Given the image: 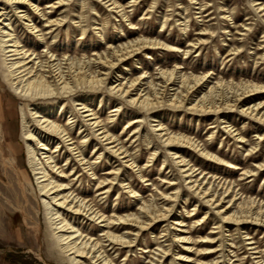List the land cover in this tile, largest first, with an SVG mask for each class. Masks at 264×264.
<instances>
[{"label":"rangeland","instance_id":"obj_1","mask_svg":"<svg viewBox=\"0 0 264 264\" xmlns=\"http://www.w3.org/2000/svg\"><path fill=\"white\" fill-rule=\"evenodd\" d=\"M32 1L44 9L51 3L57 4L59 0ZM116 1L126 10L130 20L128 18L122 20L119 14L109 11L100 0H65V4L56 7L52 16L66 15L68 21L60 29L54 30L52 35L57 33L54 40L52 36L47 37L48 43L52 42L55 46L54 52L65 51L71 56L94 58L96 54H110L115 46L141 37L157 39L175 46L176 52L168 51L165 47L153 48L149 50L151 57H146V53H138L137 56L128 58L123 62L124 64L108 71V81L110 79L127 81L129 77H136L146 72L144 80L136 85V90L131 95L143 90V93L152 96L149 77L151 76L154 82H158L160 69L170 71L178 67H180L178 71L186 75H206V80L190 93L192 99L207 93L216 82L225 85L231 81L264 84V11L259 12L256 9L258 5L253 6L254 2L264 3V0H194L195 3L191 0H137L135 4L131 2L132 0ZM0 4H4V0H0ZM148 9L150 12H147ZM45 10L49 9L45 8ZM165 17L166 23H164ZM80 20L82 28L85 29L82 38L81 28L76 25ZM37 21L40 24V19ZM103 22L106 23L107 33L102 39L95 28ZM129 22L132 24L130 25ZM13 25L22 45L26 48L36 47L40 52L44 49L43 43L37 41L19 21ZM203 40L205 41L203 44H197L198 48L186 53L190 44ZM235 46H241L242 52L233 54L234 51L231 49ZM90 69L106 71L97 64L91 65ZM116 75L121 77L115 78ZM0 82L3 83L0 84V264H68L56 260L52 255L51 230L45 219L44 206L31 167L26 162L25 143L20 136V105H24L27 115L30 114V110H37L39 105L14 97L12 89L5 83L1 73ZM178 86L179 82H176L172 88ZM173 92L175 90L168 91L164 99H168ZM228 96L230 97L231 93ZM90 97L92 107L98 112L103 123L108 125L111 134L117 139V144L123 145L136 157L137 167L142 168L141 174L146 179V181L140 179L137 171L124 166V162H120L118 157L103 154V159L99 163L100 173L109 175L105 172L111 170L117 173L115 175L118 181H114L107 195L99 196L93 202L99 204L98 209L106 215L134 213L146 221L145 213H138L143 203L157 211L167 206L164 201L165 195L178 190V197L172 202L173 208L165 221H157L151 228L140 231L136 237L135 233L138 230L136 226L122 224L113 227L112 230L116 233L129 230L131 231L129 237L137 238L133 247L119 245H114L113 249L107 247V254L113 257L116 264H150L149 261L159 258L161 246L169 250L167 255L159 258L161 261H157L158 264H198L200 261L234 264L232 262L235 258H238L241 264H256V259L250 254L249 249L247 250L248 237L259 241L261 254L264 256V224L251 221L240 224L238 230H235L237 225L232 223H227L228 226L225 227L226 223L221 222L220 216L216 215V207L213 208L209 203L203 204L201 198L188 192V179L183 178L184 173L179 172L172 159L171 153L175 150L169 151L168 147L158 139V132H153L154 125L161 121L169 132L185 134L196 140L201 147H205V144L209 145L210 153L226 161L223 164L215 163L195 153L192 147H178L181 150L179 154L190 163L183 168H189L191 165L196 169L199 168V172L202 173L198 175V179L204 180L205 187H208L209 181H213V178H210L212 175L233 182V188L225 194H222L223 189H220V186L216 184L213 186L218 191L219 197H222L218 205L222 207L221 209H228L227 212L235 210L241 195V198L251 196L256 202L262 201L264 204V169L252 176L242 177L241 169L231 167L238 164L247 168L252 164L256 168L264 163V135L262 138L259 137L260 134H264V125L239 113L241 105L247 106L258 102H262L263 105L264 93L246 96L237 108L223 110L215 115L191 112L185 107L177 109L168 106V102L154 111L138 113L134 107L128 106L109 94L107 90L92 92ZM51 103H43L42 106H50ZM119 104L121 111L110 112ZM53 106V114H61L65 121L67 110L59 111V103ZM261 107L262 112L264 105ZM39 112L42 114L44 110L41 109ZM112 114L113 118L108 120L109 115ZM138 116L143 118L140 122V134H134L135 139H133L132 131L137 125L127 127L128 120ZM10 118L17 120L16 126L19 129L16 135L17 141H11L14 137L15 122L10 121ZM224 121H229V126L233 127L231 130H235L233 134L239 133L244 137V141L236 142L235 135H230L226 131ZM146 134L152 140L150 145L145 137ZM73 135L78 136L77 126L73 128ZM255 145H257L256 149L252 152V147ZM155 149L157 155L150 160L148 157ZM90 151H92V142L87 146V152ZM59 160L61 165L65 162L64 149L60 153ZM21 162H24V165L18 169L16 166ZM71 164L74 165V162ZM75 169L83 173V169L79 166ZM81 177L79 182L73 180V188L79 191L89 190L94 185L92 177L89 173H83ZM121 180H124L125 185L132 183L137 196L130 197L129 192L120 186ZM170 181L175 184L170 185ZM24 187L26 193L22 191ZM106 187L107 185L104 186ZM232 191L237 193L235 198ZM83 196L92 201L90 192H84ZM186 197H188L187 201ZM215 222L222 226L219 228L220 234L213 233L216 230L213 228ZM75 223L82 231L89 232L93 237H98L100 234V224L90 222L85 217H79ZM195 227L202 228L197 230ZM164 230L169 232L165 238ZM174 235L190 239L179 242ZM215 236L216 238L220 236L221 241L219 247L221 249L217 253L210 252L219 245V241H209ZM166 238L167 241H164ZM201 239L208 241L203 242ZM226 243L232 244L226 247ZM144 249L151 252L142 253ZM236 254L239 256H234ZM176 256L181 258L176 259Z\"/></svg>","mask_w":264,"mask_h":264},{"label":"bare ground","instance_id":"obj_2","mask_svg":"<svg viewBox=\"0 0 264 264\" xmlns=\"http://www.w3.org/2000/svg\"><path fill=\"white\" fill-rule=\"evenodd\" d=\"M100 1L103 2L102 4L106 8L108 7L109 11L119 14L122 20L127 18L130 20L126 10L116 0ZM64 2L65 0H59L57 4H49L45 7L49 9L48 11L45 8H40L32 0H4V4H0L2 5L0 7V73L5 83L12 89L11 91L14 97L24 102H34L39 105L37 110H30L29 115L25 113L24 105H20V136L25 143L26 162L31 167L36 187L38 188L39 196L44 206L45 219L51 230L53 241L52 255H54L56 260L68 264H116L113 257L107 254V247L113 249L114 245L127 248L135 246L137 239L135 237L138 236L140 231L151 228L157 221L166 220L169 212L173 208L172 202L178 197V190H174L171 194L165 195L166 199L164 201H166L167 206H163L157 211L151 209L150 205L143 203L140 209H138V213H145L146 221L134 213L123 215L113 213L106 215L105 212L98 209L99 204L97 202L94 204L93 202L99 196L107 195L114 181H118L115 175L117 173L111 170L105 172L109 175L100 173L99 163L103 159V154L106 153L118 157L120 162H124V166L135 169L140 179L144 181L146 179L141 174L143 173L142 168L137 167L136 157L131 155L123 145L117 144V139L111 134L108 125L103 123L98 112L92 107L90 94L92 92L99 93L107 90L109 94L114 95L128 106L134 107L138 113L154 111V109L160 108L165 102H168V106L177 109L185 107L186 110L191 112L200 114L214 113L215 115L223 110L229 111L237 108L245 100L244 98L246 96L255 93H264V84H256L251 81H240L237 83L231 81L228 85H225L222 82H216L208 89L207 93L199 98L192 99L190 93L195 87L206 80V75H186V73L178 71V68H180L178 67L170 71L160 69L158 82H154L152 77H149L151 79L149 86L152 90V96L146 92L143 93V90H139L135 95H131L136 90V85L141 80H144L146 72L136 77H129L127 81L117 79H110L108 81V71L116 68L120 64H124L123 62L128 58L135 57L138 53H146V57H151L149 56V50L153 48L165 47L168 51L176 52V47L160 42L157 39L141 37L138 39L135 38V40H129L120 46H115L110 54H96L93 56L94 58L86 57L85 59V57H77L76 55L71 56L65 51L55 53L53 50L55 46L52 45V42L48 43L47 37L52 36V40H54L57 36V33L52 35L54 30L57 28L60 29L68 21L66 15L60 17L52 16L55 8L65 4ZM131 2L135 4L137 0H132ZM191 2L195 3L194 0H191ZM255 5H258L256 9L259 12L264 11L263 2L256 1L253 6ZM147 12H150V10L148 9ZM37 19H40V24H38ZM18 21L30 34L34 35L37 41L43 43L44 49L41 52L36 47L26 48L25 45L21 44V40L15 33L16 28L13 25ZM166 21L167 18L165 17L164 23ZM81 22L80 20L76 25L81 28L80 37L82 38L84 37L85 29L82 28ZM129 24L131 25L132 23L129 22ZM105 28V22L95 28L97 29L95 31H98L102 39L107 33ZM203 42L205 41L190 44L186 53L193 48H198L197 44H203ZM33 44H35V41ZM108 48L110 49L111 47ZM241 48V46H235L231 50L234 51L233 54H239L242 52ZM95 64L100 65L106 71L91 70L90 66ZM119 77L121 75H116L115 78ZM107 81L108 85L106 83ZM176 82H179V86L172 88ZM0 84L3 83L0 82ZM168 84H170V88H168ZM170 90H175V92L169 95L168 99H164ZM229 93H231L230 97L228 96ZM47 102L52 103L50 106H42L43 103ZM56 103H59V111H63V109L67 110L68 115L65 121H63L61 114H53V105ZM263 105L262 102L247 106L241 105L239 113L264 125V110L262 112L260 111ZM120 106V104L115 106L110 112L117 113L121 111ZM41 109L44 110L42 114L39 112ZM111 118H113V114L109 115L108 120ZM9 120L12 121L14 119L10 118ZM142 120L143 118L140 116L128 120L127 127L137 125L132 131V137L134 134H140V122ZM16 121L14 120V137L11 141L17 139L16 135L19 132ZM223 123L228 134L235 135L234 139L236 142L244 141V137L239 133L233 134L235 130H231L233 127L229 126V121H224ZM74 126H77L78 136L73 135ZM154 126L153 132H158V139L168 147L169 151L175 150L171 153L172 159L179 168V172L184 173L183 178L188 179V192L201 198L203 204L209 203L213 208L216 207V215L220 216L221 222L226 223L224 225L225 227L228 226L227 223H232L237 225L235 230H238V226L246 222L251 223L253 221L264 224V204H262V201H257V203L255 198L251 196L241 198V195L239 197L240 202L236 204L235 210L227 212L228 209H221L222 207L218 206L222 197H219L218 191L213 186L214 184L220 186V189H223L222 194H225L233 188V182L212 175L210 178H213V181H209L208 187H205L203 185L204 180L198 179V175L202 173V171L199 172V168L196 169L193 165L189 168H183L190 163L186 162L188 159L179 154L181 152L178 148L179 146L192 147L195 153L212 162L225 163V160L216 156V154L210 153L209 145L205 144V147H201L196 140H193V138L185 134H173L168 131L161 121ZM263 135L260 134L259 137L262 138ZM145 137L150 145V142H152L151 138L148 134ZM133 139H135V136ZM91 142L92 151L87 152V146ZM257 145L252 147V152L255 151ZM63 149L65 162L61 165L59 159ZM156 155L157 149L148 158L151 160ZM71 162H74V165ZM23 163L21 162L16 167L20 169L23 167ZM78 166L83 169V173H89L92 177L94 185L89 190L81 189L79 191L73 188V180L76 179L79 182L82 179L81 176H83V173L75 169ZM253 166L250 164L247 168H244L238 164H234L231 167L241 169L240 175L242 177L252 176L264 169V163L258 165L256 168L255 166L253 168ZM67 167L69 168L67 169ZM109 176H112V178ZM123 181H120V186L126 189V192H129V196H137L133 184L127 183L125 185ZM169 184L175 183L170 181ZM106 185L107 187L104 188ZM22 191L26 193V188ZM84 192L91 193L92 201L83 196ZM232 192H234L233 198H235L237 193L235 191ZM187 199L188 197L185 198L186 201ZM99 200H101V197ZM79 217H85L90 222L100 224L101 229L98 237H93L89 235V232L85 233L81 230L75 223V220L79 219ZM205 218L206 215L204 216ZM122 224L136 226L138 228L134 238L129 237L131 232L129 230H124L122 233H116L112 230L116 225L119 226ZM221 227L218 222H215L213 228L216 230L213 233L220 234L219 228ZM201 228L195 227L197 230H201ZM164 232L166 235L164 236L165 238L169 232L167 230H164ZM174 236L176 237V241L179 242H183L182 240L186 242L190 239L179 235ZM204 239H201V241H208ZM211 239L209 240L210 242L219 241L218 247H214L210 251L217 253L221 249L219 248L221 246L220 236L217 238L215 236ZM246 239L248 240L246 243L248 246L247 250L249 249L250 254L256 259V264H264V256L261 254L259 241H254L252 237ZM164 241H167V238ZM231 244L226 243V247ZM168 250L162 248V246L159 247V258L167 255ZM146 252L150 253L151 251L147 249L142 251V253ZM234 256L238 257L239 255L236 254ZM159 258L156 257L154 259L156 262L154 260L149 261L150 264H158L161 261ZM180 258V256H176V259ZM216 263L218 261H200L198 264ZM232 263L241 264L238 258H235Z\"/></svg>","mask_w":264,"mask_h":264}]
</instances>
